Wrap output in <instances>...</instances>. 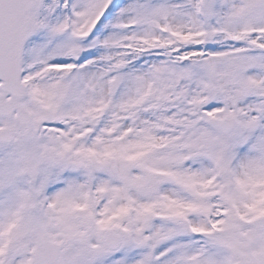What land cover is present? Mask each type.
I'll return each instance as SVG.
<instances>
[{
	"label": "snow or ice",
	"instance_id": "6c2138e0",
	"mask_svg": "<svg viewBox=\"0 0 264 264\" xmlns=\"http://www.w3.org/2000/svg\"><path fill=\"white\" fill-rule=\"evenodd\" d=\"M0 264H264V0H0Z\"/></svg>",
	"mask_w": 264,
	"mask_h": 264
}]
</instances>
